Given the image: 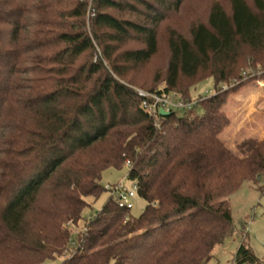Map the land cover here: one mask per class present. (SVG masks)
Masks as SVG:
<instances>
[{
    "label": "trees",
    "instance_id": "obj_1",
    "mask_svg": "<svg viewBox=\"0 0 264 264\" xmlns=\"http://www.w3.org/2000/svg\"><path fill=\"white\" fill-rule=\"evenodd\" d=\"M191 2L0 0V264H207L233 235L229 199L264 177V142L241 160L218 111L224 87L264 74V0H205L186 34L169 21ZM209 78L216 96L181 116L150 117L137 94L163 81L193 103ZM126 162L142 215L110 196L73 239L102 173ZM237 262L264 259L241 245Z\"/></svg>",
    "mask_w": 264,
    "mask_h": 264
},
{
    "label": "rangeland",
    "instance_id": "obj_2",
    "mask_svg": "<svg viewBox=\"0 0 264 264\" xmlns=\"http://www.w3.org/2000/svg\"><path fill=\"white\" fill-rule=\"evenodd\" d=\"M203 2L205 4V0H192L191 4H188L178 16L171 17L169 25H174L175 23L181 31L187 34L192 25L207 18V4L204 5ZM166 26L161 28L163 33H165ZM128 47H136V45L131 44ZM166 61L167 56L161 54L146 67L140 68L135 76L150 79L154 71L165 68ZM246 70L247 74L248 72H252L249 67H247ZM253 78L254 77H251L249 82H251ZM164 87L165 83L163 81L159 82L158 88L162 89ZM230 90L232 89H229V87L223 88V93H225L223 94V104L226 101L225 96ZM215 96V85L211 78L198 83L190 90V97L194 102H199L200 99H211ZM209 107L210 104L208 103H206V106H203L204 109ZM203 108L199 106L195 110V113L197 115L203 114ZM176 112L180 116L184 113L183 110H176ZM254 119L255 117L252 116V121ZM218 121L224 127L223 132L221 133V138L237 153L238 156L240 150H242L241 153L247 152L250 154V147L255 143H260L258 142V139L257 141L248 137V134L251 132H249L251 123L245 122L243 124L241 133H238L237 139H234L235 142L232 143L234 140L231 139L228 133H226V128L229 127V124L225 123V121L219 117ZM255 124L256 122H254L253 125ZM258 132L262 133L260 130H258ZM253 136L258 137L256 134H253ZM233 145H235V147ZM129 170V167L125 164L121 169L109 168L102 173L100 182L105 189V192L97 200L88 199L90 206L82 213V223H80L77 228L70 227L73 239L75 238L76 233L83 230L84 221L90 220L100 212L108 202L109 197L113 196V193L109 191L108 188L113 189L121 186L125 189H133L135 183L127 177ZM229 202L233 218V235L227 238L222 245H219L214 249L213 258L207 264H239L237 262V255L241 245H244L250 255L262 261L264 259V177H262L257 184L253 182H245L230 197ZM132 203L134 208L131 211V215L138 218L142 215L146 207V202L137 196ZM63 257L65 258L66 254H64ZM62 258H56L55 260L48 261L46 264H61L63 260ZM243 264L250 263L245 262Z\"/></svg>",
    "mask_w": 264,
    "mask_h": 264
},
{
    "label": "crops",
    "instance_id": "obj_3",
    "mask_svg": "<svg viewBox=\"0 0 264 264\" xmlns=\"http://www.w3.org/2000/svg\"><path fill=\"white\" fill-rule=\"evenodd\" d=\"M261 83L264 84V74H257L251 82L232 89L226 94V101L224 104L222 103L218 112L220 117L229 124V127L226 128V133L229 134L231 139H237L238 133H241L243 124L246 122L251 123L249 129V132H251L248 137L250 139H258L259 141H257L260 143L264 142V86ZM252 116L255 117L253 121ZM254 122H256L255 125H253ZM258 130L262 131V133L258 132ZM253 134L258 135L259 138L253 136ZM233 146L235 147V145ZM241 151L239 152L240 159L245 160L248 158L250 154L247 152L241 153Z\"/></svg>",
    "mask_w": 264,
    "mask_h": 264
},
{
    "label": "built area",
    "instance_id": "obj_4",
    "mask_svg": "<svg viewBox=\"0 0 264 264\" xmlns=\"http://www.w3.org/2000/svg\"><path fill=\"white\" fill-rule=\"evenodd\" d=\"M137 94L144 98L142 102V107L150 117H157L160 115V110L165 112H173L176 110H191L197 102L193 103H184L180 100V97L177 93L170 92L166 93L164 88L159 89L157 93H146L140 90H137ZM157 127L160 126V122L157 123ZM126 165L130 167V162H126ZM109 191L113 193L115 201L119 208L132 211L134 206L132 201L138 196V187L134 184L133 189H125L121 186L116 188H108ZM128 218H126V221ZM69 226L73 227L70 223ZM74 228V227H73Z\"/></svg>",
    "mask_w": 264,
    "mask_h": 264
},
{
    "label": "water",
    "instance_id": "obj_5",
    "mask_svg": "<svg viewBox=\"0 0 264 264\" xmlns=\"http://www.w3.org/2000/svg\"><path fill=\"white\" fill-rule=\"evenodd\" d=\"M171 113H169V112H165L164 110H160V115L162 116V117H166V116H169Z\"/></svg>",
    "mask_w": 264,
    "mask_h": 264
}]
</instances>
